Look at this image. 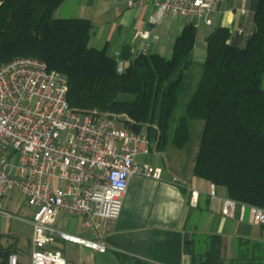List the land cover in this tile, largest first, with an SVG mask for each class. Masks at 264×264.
<instances>
[{"label":"trees","instance_id":"1","mask_svg":"<svg viewBox=\"0 0 264 264\" xmlns=\"http://www.w3.org/2000/svg\"><path fill=\"white\" fill-rule=\"evenodd\" d=\"M64 1L0 0V63L18 56L44 61L66 78L72 109L121 115L122 127L144 133L158 150L184 148L192 120L202 119L193 176L222 188L227 198L264 208V0H252L255 32L244 47L230 41L229 28L208 35L199 79L178 118L195 25H184L170 58L141 53L119 72L118 60L105 48L89 46L91 21L53 16ZM199 242L204 249L197 250ZM199 242L184 240L192 264H226L220 235ZM17 251V240L1 246L0 264ZM263 259L262 244L238 239L229 264H264Z\"/></svg>","mask_w":264,"mask_h":264},{"label":"built area","instance_id":"2","mask_svg":"<svg viewBox=\"0 0 264 264\" xmlns=\"http://www.w3.org/2000/svg\"><path fill=\"white\" fill-rule=\"evenodd\" d=\"M129 8L151 5L150 23L167 17H194L210 25L214 0H124ZM149 31L135 37L147 39ZM124 66L118 60V71ZM66 78L34 57L18 56L0 63V215L5 195L16 189L33 207L27 264H66L55 248L63 240L94 251L108 247L100 233L99 220L116 219L122 195L133 174L159 180L162 168L138 166V154L150 152L142 132L121 126V115H98L72 109L67 99ZM211 195H214L212 189ZM197 192H191L196 203ZM83 216L90 236L53 227L59 212ZM252 224L264 229V208L223 199L221 213L243 221L246 212ZM1 249V245H0ZM6 264H24L16 252Z\"/></svg>","mask_w":264,"mask_h":264},{"label":"crops","instance_id":"3","mask_svg":"<svg viewBox=\"0 0 264 264\" xmlns=\"http://www.w3.org/2000/svg\"><path fill=\"white\" fill-rule=\"evenodd\" d=\"M73 4L70 11H73L74 16L71 17L88 19L92 23L89 40L91 47L105 48L106 53L121 61L123 66L141 53L165 57L172 49L175 38L188 23H193L196 27L191 62L200 64L205 59L206 38L216 27L229 28L230 41L241 47L245 46L255 32L252 0H214L209 15L210 25L194 17H167L160 24H152L150 20L155 9L151 5L129 8L124 0H74ZM60 8L59 6L54 12L55 18H59ZM138 30L149 31L148 38L135 37ZM150 153V162L147 163L148 153L138 154L135 163L138 166L156 165L157 155L162 151L156 149L155 145L153 147L150 142ZM160 167L162 176L159 180L133 174L122 195L118 217L99 220L100 233L108 247L105 252L63 240L55 243L54 247L62 252L66 264H137L136 261L143 264H192L191 256L184 250L185 238H193L199 242L205 236L213 234L222 237L226 264L238 252V239L262 244L264 254L263 226L252 224L248 211L243 221L237 218V214L234 217L222 215L223 199L227 198L222 188H215L207 181L195 179L192 170L185 175L183 172L172 171L165 164ZM165 185L178 190L182 197V207L174 219L162 218L158 211L165 204L175 202V197L168 193ZM192 191L197 192L195 204L191 199ZM83 220V216H70L61 211L57 214L53 227L60 231L90 236L89 230L82 224ZM3 238L5 237L0 234L1 246L6 247L14 242H4ZM29 241L30 238L27 250L17 245L16 253L24 264L29 260ZM204 248L205 243L197 244V250Z\"/></svg>","mask_w":264,"mask_h":264},{"label":"rangeland","instance_id":"4","mask_svg":"<svg viewBox=\"0 0 264 264\" xmlns=\"http://www.w3.org/2000/svg\"><path fill=\"white\" fill-rule=\"evenodd\" d=\"M73 2L74 0H65L60 5V12H58L59 18H70L71 16H74L73 11H70L71 5H74ZM89 46H91V43H89ZM171 50L172 49H170L169 54L167 53V55H165L166 58H170ZM200 71L201 64L191 62V67L188 71L185 83L178 95V102L174 114L175 118L182 115L184 104L199 79ZM262 88H264V77L262 81ZM191 126V139L185 147L182 149H176L168 145L165 146L164 149L159 150L162 151V153L157 155V166L165 164L167 167H171L170 169L174 172H183L185 175L191 173L193 168L192 163L194 161L200 132L203 126V120L194 119L191 122ZM154 145L155 144L153 143V147ZM151 157L152 153L149 152L147 155V163L148 161L150 162ZM194 178L200 180V178L195 176ZM3 208L8 214L4 216L0 215V234L5 237L3 238V241L11 243L15 239L17 240V245L21 249L27 250L28 240L32 231L29 220L33 214V207L28 204L24 196L18 190L14 189L5 195L3 199Z\"/></svg>","mask_w":264,"mask_h":264},{"label":"clouds","instance_id":"5","mask_svg":"<svg viewBox=\"0 0 264 264\" xmlns=\"http://www.w3.org/2000/svg\"><path fill=\"white\" fill-rule=\"evenodd\" d=\"M168 193L175 197V202H170L165 204L163 207L159 208L158 211L162 214V218H172L174 219L176 214L182 207V197L178 190L172 188L171 186L165 185Z\"/></svg>","mask_w":264,"mask_h":264}]
</instances>
